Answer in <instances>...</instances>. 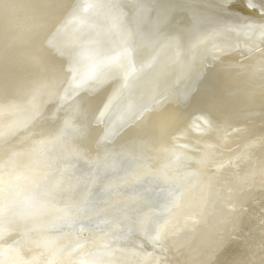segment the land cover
<instances>
[{"label":"bare ground","instance_id":"6f19581e","mask_svg":"<svg viewBox=\"0 0 264 264\" xmlns=\"http://www.w3.org/2000/svg\"><path fill=\"white\" fill-rule=\"evenodd\" d=\"M263 102L260 0H0V264H264Z\"/></svg>","mask_w":264,"mask_h":264},{"label":"rangeland","instance_id":"374dc122","mask_svg":"<svg viewBox=\"0 0 264 264\" xmlns=\"http://www.w3.org/2000/svg\"><path fill=\"white\" fill-rule=\"evenodd\" d=\"M72 71V70H71ZM70 71V72H71ZM56 74V73H55ZM57 75V74H56ZM80 75V73H78V74H76V76H79ZM54 76V75H53ZM51 80H52V82L54 81L55 82V85L57 84V81L56 80H54V78H52L51 77ZM93 81L92 82H95V81H97V78L96 77H94L93 79H92ZM85 86H92V85H90L89 84V82L87 83V84H85ZM85 86H83L84 88H85ZM57 88H56V92H62L64 89L62 88V87H58V86H56ZM83 88V89H84ZM67 92V91H66ZM86 93V92H85ZM66 95L65 96H67L68 95V92L67 93H65ZM89 97H87V94H86V101H87V98H88V102L90 101V94L88 95ZM85 101V102H86ZM87 102V103H88ZM87 103H84L83 104V110L85 111V113L87 114V115H91V117L92 118H94L95 117V111H93L92 109L90 110L89 108H88V106L86 105ZM42 106V105H41ZM254 107H249L248 109H250V110H253L254 108L256 109V108H259L260 107V104L258 105H253ZM257 106V107H256ZM261 110H263L264 111V102H263V107L262 108H260L259 109V111L261 112ZM33 111H35V112H33ZM206 111V110H205ZM30 112H33V113H39L40 114V109H38V110H36V109H33L32 111H29V113ZM207 112V111H206ZM32 113V114H33ZM29 115H31V113L29 114ZM34 115V114H33ZM33 115H31V116H33ZM31 116H29L27 119H24L25 121V123L27 124L26 125V127L27 128H30V127H34L35 125H37V123L38 122H29L30 121V119H31ZM35 116V115H34ZM40 117V116H39ZM249 118V119H248ZM263 118H264V113H263V115L262 116H258L257 114H254L252 117H245V118H242V119H240V120H238L239 122H241V123H239V124H237L238 125V130H239V132H238V135H243V144H242V146L240 145V147H238V151H242V150H244V148L245 147H247V144H250V143H252V142H255V143H258L259 141H260V139H262V136L264 135V127L262 126V124H259L258 123V121L261 119V121L263 120ZM252 119V120H251ZM29 122V123H28ZM256 122V123H255ZM234 125V124H233ZM249 125V126H248ZM209 126L208 127H205V128H203L202 129V131L200 132L201 134L203 133L204 135H207V133H208V131H209ZM234 129L235 128V126L234 127H231V129ZM256 140V141H255ZM254 143V144H255ZM197 147V148H196ZM195 148H193L191 151V153H189L190 155L191 154H197V152L198 151H200L201 150V145H197ZM246 149V148H245ZM188 153V152H187ZM185 154V153H184ZM189 154L188 155H186V157H188L189 156ZM179 160L178 161H184L183 159H184V156H182V155H179ZM196 165H197V163H198V165L201 163V159L199 160L197 157L196 158H194L193 156H192V159H191ZM231 162V161H230ZM229 162V163H230ZM231 164V166L229 167V169L230 170H228V172H229V174H232V173H234V175H235V172H234V164L233 163H230ZM231 175H228V177H229V179L231 178L230 177ZM222 188H228L227 189V192L226 193H221L220 192V195H222V194H227L229 191H230V188L231 187H228L227 186V183L224 185V186H222ZM165 198V197H164ZM171 202V200L170 201H167L166 203H165V205H167V207H168V205H169V203ZM118 203V202H117ZM116 203V204H117ZM173 207H174V205H173ZM220 211H221V205H220V207H219V210H218V212L217 213H219L220 214ZM219 214L218 215H214V216H210L211 218H215L216 216H219ZM132 216V215H131ZM144 216H148L147 214H145ZM153 216H156V215H153ZM223 221H226V219H224ZM93 230L92 231H94V230H96V229H99L98 227H94V228H92ZM77 230H79V229H77ZM143 239V238H142ZM143 241H145L147 244H143V246H145V247H142V248H147V249H149V248H151L152 246H154L155 244H158V243H156V241H155V239H150L149 241L147 240L146 241V239H143ZM159 243H160V241H159ZM160 245H161V243H160ZM159 247H161V246H159ZM199 257L200 256H198L197 254H195V255H193L192 256V258H190L191 260H192V262L194 263V264H197L198 263V259H199ZM66 258V257H65ZM64 258V259H65ZM0 259H1V255H0ZM64 259H62V261H67V260H64ZM204 259L205 260H210V255H206L205 257H204ZM102 260L103 259H101V262H102ZM203 262V260L201 261V263ZM200 263V264H201ZM58 264H60V262L58 263ZM191 264V263H190Z\"/></svg>","mask_w":264,"mask_h":264},{"label":"water","instance_id":"95a60500","mask_svg":"<svg viewBox=\"0 0 264 264\" xmlns=\"http://www.w3.org/2000/svg\"><path fill=\"white\" fill-rule=\"evenodd\" d=\"M88 40H85L84 44L81 45V48L83 49L82 51H84L82 54L85 55V56H89L91 57L92 59H88L89 61L87 62L88 66L85 68V70L83 72L86 73V77H93L95 76L97 73L100 72L101 70V67H102V64H101V60L108 56V53L106 50H109L108 48V45L105 44L106 47H104V45H101V44H104L101 42V44H98V43H93V42H88ZM80 48V49H81ZM79 49V50H80ZM76 52L72 53L70 52L69 54L65 55L63 57L64 58H68V64L69 66L71 67L72 69V77L76 74H78L79 72H81V65H80V59L82 58V54H79V55H75ZM86 64V65H87ZM84 69V68H83ZM82 69V70H83ZM74 76V77H75ZM66 79V78H65ZM79 82V81H78ZM79 106V105H78ZM89 122V121H88ZM87 127L86 125H78L77 129L78 128H81L83 129L82 127ZM79 132L81 131L80 129H78ZM86 130V129H85ZM66 136H75L77 135V130L73 129L71 130L70 132H68V129L66 130ZM87 133V132H86ZM59 134H60V131H59ZM83 134H81L80 136H82ZM79 136V135H78ZM84 136V135H83ZM82 136V137H83ZM68 138V137H67ZM124 161V160H123ZM127 161V160H126ZM115 166V165H114ZM123 166V165H121Z\"/></svg>","mask_w":264,"mask_h":264},{"label":"snow or ice","instance_id":"6c2138e0","mask_svg":"<svg viewBox=\"0 0 264 264\" xmlns=\"http://www.w3.org/2000/svg\"><path fill=\"white\" fill-rule=\"evenodd\" d=\"M260 2H261V7H264V0H260ZM249 6L250 7H254V4L250 3ZM70 126H71V122L70 121H66L65 122V127H70ZM154 239H159V235L154 237Z\"/></svg>","mask_w":264,"mask_h":264}]
</instances>
